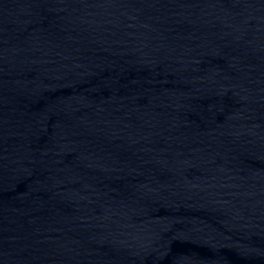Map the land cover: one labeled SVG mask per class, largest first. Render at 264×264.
<instances>
[{
  "label": "water",
  "instance_id": "water-1",
  "mask_svg": "<svg viewBox=\"0 0 264 264\" xmlns=\"http://www.w3.org/2000/svg\"><path fill=\"white\" fill-rule=\"evenodd\" d=\"M0 264H264V0H0Z\"/></svg>",
  "mask_w": 264,
  "mask_h": 264
}]
</instances>
